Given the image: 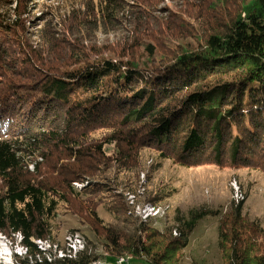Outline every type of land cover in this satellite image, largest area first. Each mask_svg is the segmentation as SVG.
<instances>
[{"label": "trees", "instance_id": "16d2710c", "mask_svg": "<svg viewBox=\"0 0 264 264\" xmlns=\"http://www.w3.org/2000/svg\"><path fill=\"white\" fill-rule=\"evenodd\" d=\"M241 1L240 13L212 29L201 49L155 68L122 55L80 69L48 63L45 69L40 59L13 57L0 37V233L20 237L25 252L14 264L97 261L87 249L51 260L38 247L49 238L59 206L103 238L112 264L124 257L181 264L198 223L219 213L202 206L177 209L159 230L128 217L123 198L108 202L119 197L113 175L137 176L143 149L186 168L264 172V0ZM98 3V21L105 24L129 2ZM8 5L0 0V18ZM140 22L133 21L135 29ZM144 27L149 37L153 31ZM146 50L155 57L152 45ZM31 158H41L46 173L35 162V173L28 171ZM157 199L149 201L157 206ZM104 203L118 223L106 226L98 217L95 209ZM218 249L224 264H264V225L243 214L242 201L219 218Z\"/></svg>", "mask_w": 264, "mask_h": 264}, {"label": "rangeland", "instance_id": "374dc122", "mask_svg": "<svg viewBox=\"0 0 264 264\" xmlns=\"http://www.w3.org/2000/svg\"><path fill=\"white\" fill-rule=\"evenodd\" d=\"M5 1L9 5L2 9L4 17L0 18V37L5 41V51L19 59H25V55L40 59L45 69L48 63V68L58 70L80 69L101 60H120L122 55L140 65L166 66L174 61L172 56L176 54L201 49L209 32L228 17L237 16L242 6L241 0H141L140 3L128 0L119 17L103 24L100 22L105 20L98 21L102 18L99 0ZM141 19L144 22L135 29L133 21ZM144 25L153 31L147 34L149 37L143 32ZM148 45L156 51L154 58L146 53ZM23 127L27 128V123ZM31 160L33 164L28 171L35 173V162L40 164L38 172L46 173L47 164L41 158ZM138 169L137 176L134 172L113 175L119 197L107 199L111 203L125 200L130 206L128 217L147 220L153 228L162 230L177 209L187 213L202 206L219 213L198 223L182 252L181 264H224L218 249V220L231 204L237 206L242 201L243 214L264 225V172L261 170L186 168L159 158L150 149L139 152ZM1 186L0 182V191ZM155 196L157 206L149 201ZM95 212L106 226L118 223L117 215L110 214L105 203L98 205ZM98 236L84 218L59 206L49 238L36 244L47 251L45 256L51 260L63 257V251L73 256L87 249L97 257L94 264H112L104 240ZM19 241L18 235L6 237L0 233V264H14L17 257L24 256L25 249ZM128 264L147 263L143 259H131Z\"/></svg>", "mask_w": 264, "mask_h": 264}, {"label": "bare ground", "instance_id": "6f19581e", "mask_svg": "<svg viewBox=\"0 0 264 264\" xmlns=\"http://www.w3.org/2000/svg\"><path fill=\"white\" fill-rule=\"evenodd\" d=\"M122 261H123V264H128V259L127 258H121V259H119L116 264H120V262H122Z\"/></svg>", "mask_w": 264, "mask_h": 264}, {"label": "built area", "instance_id": "2783aa9c", "mask_svg": "<svg viewBox=\"0 0 264 264\" xmlns=\"http://www.w3.org/2000/svg\"><path fill=\"white\" fill-rule=\"evenodd\" d=\"M120 264H123V261H122V262H120Z\"/></svg>", "mask_w": 264, "mask_h": 264}]
</instances>
